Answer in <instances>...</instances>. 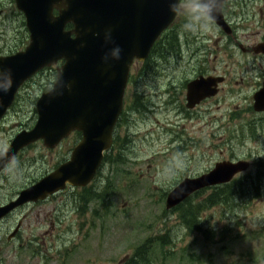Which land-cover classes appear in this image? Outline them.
I'll list each match as a JSON object with an SVG mask.
<instances>
[{
	"label": "rangeland",
	"instance_id": "1",
	"mask_svg": "<svg viewBox=\"0 0 264 264\" xmlns=\"http://www.w3.org/2000/svg\"><path fill=\"white\" fill-rule=\"evenodd\" d=\"M15 11V0H0V54H10L9 46L19 35L21 21ZM226 13L234 28L255 34L250 42L260 39L256 34L264 24V0H248L243 7L230 3ZM179 16L180 24L185 20ZM225 37L213 23L205 31L193 32L179 57L150 69V64H134L133 73L147 74L131 84L127 116L116 129L117 145L87 187L103 196L85 204L79 199L86 190L70 187L15 211L0 224V264H120L146 237L168 231L173 242L158 251L157 264H264V174L259 196L233 209L218 205L203 213L204 229L217 232L208 233L214 234V241L203 231L187 230L178 212L165 213V192L185 177L212 169L218 161L250 160L251 169L238 176L264 170V126L253 123L251 108L257 60L243 62L251 77L243 82L241 52L230 41L225 48ZM55 69L54 65L43 72L35 84L49 87L51 81L52 86ZM199 71L228 75L229 81L218 95L190 110L185 83ZM139 95L147 98L148 109L142 113L133 109ZM33 96L26 92L19 98L15 112L0 126V138L9 140L22 122L32 119ZM76 137L73 134L52 150L42 144L26 150L14 178L0 172V203L68 159ZM124 140L127 143L120 150ZM120 151L125 161L114 163ZM176 169L179 174L173 176ZM19 220L20 235L8 241ZM224 229L228 232L221 242L219 233Z\"/></svg>",
	"mask_w": 264,
	"mask_h": 264
},
{
	"label": "water",
	"instance_id": "2",
	"mask_svg": "<svg viewBox=\"0 0 264 264\" xmlns=\"http://www.w3.org/2000/svg\"><path fill=\"white\" fill-rule=\"evenodd\" d=\"M16 0L26 18L30 43L25 50L0 55V66L10 68L15 85L0 97V120L13 104L20 87L41 69L64 60L58 67L53 87L37 101L38 121L30 131L20 132L12 141L11 151L17 157L21 149L42 139L49 148L56 147L73 131L82 133L68 161L35 184L20 191L8 204L0 206V221L17 207L45 200L71 186H87L113 144L116 124L123 111L124 95L135 59L145 60L158 37L174 21L177 14L169 11L168 0ZM222 11L215 23L232 32ZM57 11V13H55ZM68 24H73L67 30ZM113 29V37L123 48L120 61L107 67L102 63L103 32ZM100 32V37L93 35ZM83 44V46H81ZM264 43L256 51H264ZM222 76L201 75L187 86V106L194 108L216 95ZM68 82L71 90L58 84ZM256 111H264V87L255 93ZM2 166V162H0ZM250 167L247 160L217 162L215 167L197 177H187L167 196L166 208L174 209L195 192L230 182ZM20 226V225H19ZM19 226L12 234L14 236ZM10 236L9 238H11Z\"/></svg>",
	"mask_w": 264,
	"mask_h": 264
},
{
	"label": "trees",
	"instance_id": "3",
	"mask_svg": "<svg viewBox=\"0 0 264 264\" xmlns=\"http://www.w3.org/2000/svg\"><path fill=\"white\" fill-rule=\"evenodd\" d=\"M235 1L237 4L240 3V5H242L243 0ZM15 15L21 21V25L18 27L19 35L17 39L9 46L8 50L11 51V53L17 51L20 45L28 41L29 37L23 14L19 11H15ZM184 23L173 25L157 41L147 60L148 63H151L150 66L162 61L168 62L169 59L181 54L183 46L188 42L189 36L192 34L191 31H187L183 28ZM72 27L73 25H68V28ZM54 76H56V72ZM146 107V103L144 101L140 102L139 98L136 99L133 105V109L137 111H142L146 109ZM126 116L127 113L124 112L122 115L123 118L121 117L122 121L125 120ZM126 143L127 140H124L119 144L120 150L125 147ZM108 158L109 154L106 156V160H108ZM112 161L117 164L124 163L125 157L122 156L120 151L118 158H113ZM262 173L263 172H258L256 175L249 173L235 178L228 184L213 187V191L202 198H200V196L204 195V193L206 194L208 190H201L188 198L172 212L179 213V219L187 230L190 232L203 231L207 235L209 241H214V234L217 235V232H214V229H204L203 213L218 205H226L228 208L233 209L243 202L259 196L263 179ZM87 189L88 188L83 189L86 190L87 193L80 195V202L87 204L95 199L99 201V198L103 196V193L95 188L90 190ZM165 195H167V192H165ZM165 213H167V211H165ZM209 232H213L214 234L208 235ZM226 232H228V229H224L219 233L222 235L219 241H225ZM172 242L173 240L169 231L164 234L148 236L141 243L137 244L132 254L126 256L120 264H157L158 251H161L166 245Z\"/></svg>",
	"mask_w": 264,
	"mask_h": 264
},
{
	"label": "clouds",
	"instance_id": "4",
	"mask_svg": "<svg viewBox=\"0 0 264 264\" xmlns=\"http://www.w3.org/2000/svg\"><path fill=\"white\" fill-rule=\"evenodd\" d=\"M66 3V0L63 4ZM169 11L173 14H180L185 23L183 28L187 31L197 32L207 30L215 21L216 17L222 11V0H168ZM96 37H100V32L93 33ZM104 45L107 50L104 51L101 59L102 63L107 67H111L114 62L120 61L123 55V48L113 37V29L106 28L103 32ZM83 46V44L81 45ZM15 85L12 70L0 66V97L9 93ZM66 87L71 90L72 84L61 81L57 89L53 90V94ZM0 172L14 178L18 168V160L11 151L10 144L6 138H0ZM179 169L174 170L173 176L179 174Z\"/></svg>",
	"mask_w": 264,
	"mask_h": 264
},
{
	"label": "flooded vegetation",
	"instance_id": "5",
	"mask_svg": "<svg viewBox=\"0 0 264 264\" xmlns=\"http://www.w3.org/2000/svg\"><path fill=\"white\" fill-rule=\"evenodd\" d=\"M263 28L261 27H258V32L256 35H261L260 36V39L256 42H250V39L253 37V35L255 34H248L247 31H244V30H239V27H235L232 25V28H233V33H231L230 35H226L225 37V41L223 42V45H225V48H227L228 44L230 43H235V46L239 48L240 50V62L243 63V62H247L248 65H249V62L251 59H255L257 60V62L254 64V69L256 70V85L257 87L255 88V91L252 93V98H254V94L256 91H258L260 88L263 87V84H264V51L261 50L259 52L255 51L254 50V47L257 46L258 44L260 43H264V24H262ZM243 27V26H242ZM230 41V43H229ZM242 73H241V80L244 82L246 80H249L251 77L248 75V69L246 67V64L243 63L242 66ZM147 73H142L140 76L137 74V75H134L133 79H130L129 80V86L130 84H132L134 81H137V77H140V79L145 76ZM209 75L207 74L205 71H199V73L195 76H199V75ZM41 75V73L37 74L33 79H31L30 81H28L27 83L24 84V86L21 88L19 94H18V97L16 99V103L18 102L19 98L21 96L24 97V93L26 92H29V93H32V96H33V99L31 100V106H32V112H33V116H32V119H30L29 121H24L21 123V125H19L14 131L13 133L10 135L9 137V144L12 142V140L14 139V137L22 130H29L31 129L36 121H37V118H38V115H37V109H36V101L38 99V95L42 94L44 91H46V85L45 84H40V86L38 87L37 84H35L36 82V79ZM225 77V81L224 83L228 82L229 81V77L228 75H223ZM254 83V85H255ZM253 85V86H254ZM172 87V86H171ZM221 87V86H220ZM35 90H37V92H35ZM169 91V90H168ZM211 98L209 99H206L204 101H202L200 104L204 103L205 101L207 100H210ZM199 104V105H200ZM198 105V106H199ZM251 108H252V111H253V114H254V117H253V123L256 125V126H264V111L263 112H257L255 111L254 107H253V104H251ZM16 109V105L13 106L7 113V115L5 116V118L0 122V126L2 125V123L9 117L10 114H12L13 112H15L14 110ZM19 109H23V106L21 105ZM24 114V113H23ZM41 144H43L42 141H38L37 143L31 145L30 147H26L25 149H23V151H21V153L19 154L17 160H19L20 156L26 151V150H29V149H32L33 147H37V146H40ZM37 164V163H36ZM3 173V172H1ZM47 173L49 172H46L44 175H46ZM4 174V173H3ZM43 175V176H44ZM41 176V177H43ZM40 177V178H41ZM39 179V178H38ZM38 179H36L35 181H37ZM35 181L31 182L30 184L32 183H35ZM28 184V185H30ZM26 185V186H28ZM6 202V201H5ZM3 202V203H5ZM36 204V203H35ZM19 236V232L17 233V235L12 238L11 240L14 241L15 239H17Z\"/></svg>",
	"mask_w": 264,
	"mask_h": 264
}]
</instances>
